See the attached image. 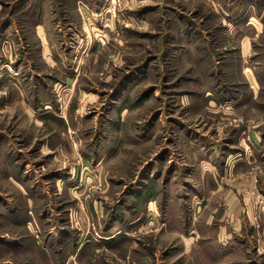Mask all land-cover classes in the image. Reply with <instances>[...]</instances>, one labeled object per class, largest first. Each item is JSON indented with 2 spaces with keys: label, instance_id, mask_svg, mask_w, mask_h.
Instances as JSON below:
<instances>
[{
  "label": "rangeland",
  "instance_id": "374dc122",
  "mask_svg": "<svg viewBox=\"0 0 264 264\" xmlns=\"http://www.w3.org/2000/svg\"><path fill=\"white\" fill-rule=\"evenodd\" d=\"M98 1L0 0V264H264V0Z\"/></svg>",
  "mask_w": 264,
  "mask_h": 264
},
{
  "label": "crops",
  "instance_id": "0c3cea01",
  "mask_svg": "<svg viewBox=\"0 0 264 264\" xmlns=\"http://www.w3.org/2000/svg\"><path fill=\"white\" fill-rule=\"evenodd\" d=\"M213 1L214 0H187L186 1V5H187V7H189V9H191V10H194V9H197V10H199L200 12H204V11H207L208 9H210V7H212L213 6ZM102 2V0H99L97 3H96V6H95V11H89V16L90 15H94V14H96V13H98V7L100 6V3ZM229 2V4L227 5L228 6V8H230V16H228V20H230L231 19V21H233V20H235V21H237V19L238 18H241V20L239 19V21H237L238 22V24L237 25H242L245 21H247V23L248 24H250L251 22H253V21H255V22H257L258 20H257V18H258V16H257V14H254V12L251 14V15H249V17L247 18V20H244L243 19V17L245 18V16H247L248 15V13L250 14L251 12H250V10L252 9V11H253V9L255 10V8H254V6H255V3L253 2V0H235V1H228ZM79 3V2H78ZM223 3H224V0H223ZM264 6V5H263ZM80 7V6H79ZM75 10H76V8H75ZM75 10H73V11H75ZM248 11V12H247ZM231 21H229V22H231ZM246 23V24H247ZM253 25V24H252ZM92 26V25H91ZM83 27V26H82ZM74 29H77L75 26H73L72 27V30L74 31ZM84 29V28H83ZM77 31V30H76ZM75 31V32H76ZM93 32V31H92ZM77 33H78V31H77ZM86 34H87V36H88V32H86ZM74 36H76V34H74ZM74 36H67L68 38H73ZM70 40H72V39H70ZM66 42V41H65ZM75 43H77V42H75ZM74 44V43H73ZM233 213V217L235 218V220H237V218L236 217H238V216H236L237 215V211H234V212H232ZM239 214V213H238ZM228 215V213L226 212V216ZM232 217V218H233ZM228 226V225H227ZM230 226H228L227 227V229L228 230H230ZM236 229V228H238L237 226H236V224L234 225V226H232V230L233 229ZM227 230V231H228Z\"/></svg>",
  "mask_w": 264,
  "mask_h": 264
},
{
  "label": "bare ground",
  "instance_id": "6f19581e",
  "mask_svg": "<svg viewBox=\"0 0 264 264\" xmlns=\"http://www.w3.org/2000/svg\"><path fill=\"white\" fill-rule=\"evenodd\" d=\"M98 32H99V31H98ZM246 73H247L248 76H250V74H251L249 69L247 70Z\"/></svg>",
  "mask_w": 264,
  "mask_h": 264
}]
</instances>
